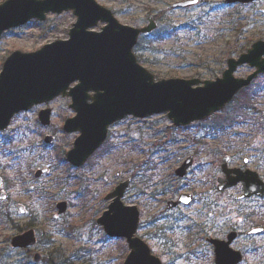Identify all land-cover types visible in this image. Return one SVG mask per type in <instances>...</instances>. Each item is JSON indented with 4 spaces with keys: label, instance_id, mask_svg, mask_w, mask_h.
<instances>
[{
    "label": "rangeland",
    "instance_id": "rangeland-1",
    "mask_svg": "<svg viewBox=\"0 0 264 264\" xmlns=\"http://www.w3.org/2000/svg\"><path fill=\"white\" fill-rule=\"evenodd\" d=\"M177 1L97 0L126 25L143 27L148 16L158 21L159 29L170 23L173 32L154 41L140 62L156 80H215L227 68L228 58L264 40V0L251 4L199 0L188 8H174ZM158 16L165 20L159 21ZM76 19L72 10L48 13L44 21L34 19L6 31L0 37V71L15 50L31 52L68 39ZM103 25L100 22L94 29L99 31ZM252 71L244 65L235 75L246 77ZM263 82L264 77L258 84ZM245 99L238 96V101L213 116L184 127L175 126L165 112L145 118L128 116L110 128L107 141L78 168L66 159L79 135L63 130L64 121L75 115L70 97L60 96L17 114L0 131V173L6 178L8 194L7 200H0L4 259H29L31 264H123L129 252L126 239L107 235L97 219L108 208L106 194L130 179L123 201L138 206L137 234L163 264H215L214 247L206 239H226L232 231L239 234L232 247L244 255L240 264H264V232L248 234L251 228L264 227V196L243 198L242 183L217 189L225 155L231 158L230 166L249 168L264 179V89L257 97V111L245 110ZM45 107L52 109L47 127L38 120ZM232 114H239L237 123L220 130L223 117ZM50 134L53 140L46 143L44 137ZM190 155L194 162L188 174L178 176L177 169ZM45 167L49 172L36 178L35 171ZM182 193L193 194L194 200L167 209L168 201ZM61 201L68 207L60 214L57 203ZM19 204L27 214L19 212ZM28 228L36 232V245L12 247L11 238ZM36 252L46 261L34 262Z\"/></svg>",
    "mask_w": 264,
    "mask_h": 264
},
{
    "label": "water",
    "instance_id": "water-1",
    "mask_svg": "<svg viewBox=\"0 0 264 264\" xmlns=\"http://www.w3.org/2000/svg\"><path fill=\"white\" fill-rule=\"evenodd\" d=\"M227 3L249 4L256 0H226ZM199 0H179L174 8H188ZM72 10L76 22L69 30L68 39L45 44L41 48L23 52L15 50L7 56L0 72V130L6 129L12 117L34 105L50 102L56 97L70 96V107L76 114L66 119L65 132H80L67 160L82 166L107 139L109 127L127 116L138 118L167 113L176 126L208 118L221 111L245 87L264 74V40L255 41L245 52L227 60V68L215 80L198 78H170L156 80L134 53L139 36L152 32L158 24L153 16L147 17L143 27L121 23L112 10L97 0H5L0 3V37L13 28L33 19L44 21L48 13L60 14ZM104 23L99 31L94 28ZM249 65L253 71L246 77H237V70ZM75 85L71 87L72 84ZM51 108L42 109L39 120L44 126L51 123ZM51 135L45 137L50 143ZM230 157L222 159L223 177L218 178V190L243 184L242 197L264 196V180L251 169L229 166ZM194 162L189 156L176 171L184 177ZM248 163V158H245ZM46 169L36 172V177ZM120 175V172H117ZM5 178L0 174V199H6L2 190ZM130 179L120 182L106 196L108 209L97 219L111 237H124L130 252L123 264H163L152 254L149 245L137 235L140 210L137 205L123 201ZM192 194L183 193L168 202L167 208L189 204ZM21 213L26 210L18 205ZM58 212L67 210V202L57 204ZM263 227H254L249 234H260ZM237 231L227 239L209 238L214 245L215 264H240L243 253L232 247ZM36 243L34 229L12 237L16 248L32 247ZM42 255L36 252L34 260Z\"/></svg>",
    "mask_w": 264,
    "mask_h": 264
},
{
    "label": "trees",
    "instance_id": "trees-1",
    "mask_svg": "<svg viewBox=\"0 0 264 264\" xmlns=\"http://www.w3.org/2000/svg\"><path fill=\"white\" fill-rule=\"evenodd\" d=\"M157 19L159 21H163L165 20V18L162 16H158ZM171 25L170 23H167L166 26L163 28V29H159V27L153 31L152 33L150 34H142L140 37H139V40L134 48V52L136 53L137 55V58L140 62H142L143 60V54L145 53V51H147V49H149V47H152L153 45V42L154 41H157V40H160L162 38H164L165 36L169 35L170 33L173 32V30H171ZM244 51L241 50V52ZM264 77V75H261L259 76L254 82L252 85L248 86L247 88L243 89L237 96L236 98H238V96H241V95H245L246 96V99H245V103L246 106H245V110H248V109H253L255 111H257V108H256V104L258 103V95L259 93H261V91L264 89V82L263 84H258L259 83V80ZM235 100L234 101H238V100ZM256 105V106H255ZM239 110V108H238ZM238 115H231L229 117H223V121H222V127H220V130H224L226 127H228L229 125H233L235 123H237V119L236 118ZM0 215H2L0 213ZM3 218H4V214H3ZM5 220H7V217H5ZM4 221V220H3ZM8 221V220H7ZM60 251V250H58ZM57 251V252H58ZM3 254L2 253V249H0V264H31L32 262L28 259V262L23 260V259H4L3 257ZM63 255V254H62ZM3 257V258H2ZM64 258V257H63ZM24 261V262H23ZM43 261L45 262V257L43 258ZM49 261V259L47 260ZM63 264V262H61ZM55 264V263H53Z\"/></svg>",
    "mask_w": 264,
    "mask_h": 264
},
{
    "label": "flooded vegetation",
    "instance_id": "flooded-vegetation-1",
    "mask_svg": "<svg viewBox=\"0 0 264 264\" xmlns=\"http://www.w3.org/2000/svg\"><path fill=\"white\" fill-rule=\"evenodd\" d=\"M39 113H40V111H39ZM39 113H38V120H39ZM40 122V121H39ZM65 122V121H64ZM116 123H118V122H116ZM116 123H114V124H112L110 127H109V131H110V128L113 126V125H115ZM63 126H64V123H63ZM64 130V129H63ZM66 133H68V132H66ZM72 133H74V132H72ZM53 137V136H52ZM44 141H45V137H44ZM46 142V141H45ZM46 143H48V142H46ZM51 143V142H50ZM74 143V142H73ZM42 169H46L47 171L45 172V173H43L40 177H36V172L38 171V170H41V169H37L36 171H35V173H34V175H35V177L36 178H41L42 176H44V175H46L48 172H49V170H50V168L49 167H45V168H42ZM5 186V185H4ZM68 205V204H67ZM167 208V207H166ZM168 209V208H167ZM26 210V212H25V214H27L28 213V210L27 209H25ZM25 214H23V215H25ZM28 229H30V228H28ZM24 232V231H23ZM22 232V233H23ZM207 240V239H206ZM208 241V240H207Z\"/></svg>",
    "mask_w": 264,
    "mask_h": 264
}]
</instances>
